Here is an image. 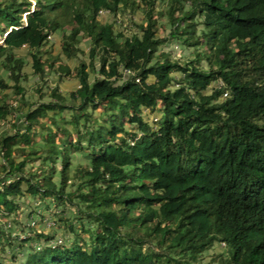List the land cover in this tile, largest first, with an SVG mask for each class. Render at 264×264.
<instances>
[{
  "label": "trees",
  "instance_id": "obj_1",
  "mask_svg": "<svg viewBox=\"0 0 264 264\" xmlns=\"http://www.w3.org/2000/svg\"><path fill=\"white\" fill-rule=\"evenodd\" d=\"M167 3L171 35L206 69L154 57L164 13L156 0H0V70L13 82L0 75V213H17L16 197L55 192L66 196L63 207L77 198L95 223H79L82 233L70 223L71 243H43L23 264H192L215 242L229 252L224 264H264V0ZM119 9L143 12L140 35L98 18ZM56 31L62 54L78 61L74 68L58 55L42 59ZM81 40H88L87 62L78 58ZM19 50L32 58L38 99L49 98L26 109ZM172 69L182 74L175 89ZM51 74L78 86L66 94L50 86ZM96 108L97 117L89 110ZM8 117L16 120L13 132L2 131ZM68 121L83 125L72 142ZM38 136L43 143L35 145ZM73 146L88 163L75 170L78 186L69 192Z\"/></svg>",
  "mask_w": 264,
  "mask_h": 264
},
{
  "label": "rangeland",
  "instance_id": "obj_2",
  "mask_svg": "<svg viewBox=\"0 0 264 264\" xmlns=\"http://www.w3.org/2000/svg\"><path fill=\"white\" fill-rule=\"evenodd\" d=\"M168 0H156V9L164 11L162 15H157V37L163 39L158 46V53L154 54L155 58L160 56L159 61L167 60L171 63H177L178 65H182L184 63H189L190 60L193 61L194 65L201 66V68L206 69V61L201 60L198 62L196 60L197 56L192 54L193 48H188L186 43H183L179 40L178 34L177 36H172L171 31H173L174 27L169 22V17L166 14V11L169 10ZM182 3V9L185 11L188 6L186 3ZM101 22H111L113 26L118 31L124 32L126 34H131L132 32H137L140 35L139 29L136 27L141 24L143 19V12L138 9L134 12L125 9H119L116 15L110 14L107 11H101L98 16ZM26 19L23 17L22 23H25ZM193 22L195 23V34L200 35L203 29V24L198 15H195ZM61 41V33L56 31L52 34L48 42L43 47L45 52L42 53V59L46 57H53L58 55L60 60L63 63H66L70 68H74L78 65L77 59H66L65 56L61 52L60 48ZM79 47L83 50L84 54H78V58L86 59V52L88 49V40H81L79 43ZM21 57L23 58L24 65L21 69V73L25 74L26 78H21L19 84L24 90L23 96H25L26 102L24 103L25 109L29 106V103L36 101L48 100L47 96H44L41 99H38V92L35 91V84H40L38 81V77L33 75L32 70V58L26 50L18 51ZM155 58L150 62L153 63ZM128 73V72H127ZM0 75L4 77L7 82L11 85L13 82L7 77V73L4 70H0ZM173 82L169 85L170 89H175L178 84V79L182 75L179 70L172 69L169 73ZM47 78L48 83L51 87L57 86L59 90L64 93H68L71 90H74L78 86V81L75 79L63 78L61 81L57 82L56 77L51 74ZM150 78V77H149ZM218 83L213 82L206 88L205 93H211V89L213 87H217ZM46 89L45 87L43 88ZM9 94L12 93V89L9 88L6 90ZM225 96V94L223 95ZM94 113V116H98L99 109H89ZM49 113H51L49 111ZM70 112H64V116L68 119ZM17 116H20V113H17ZM141 116L143 119L148 120L153 123L154 114L144 110L141 112ZM56 118H58L56 116ZM8 120L3 123L2 131L5 132H13L15 127L14 123L15 119L7 118ZM21 120H17V122ZM49 123V122H47ZM128 122L125 121L124 124ZM127 129L130 128V125H125ZM67 128L71 131L72 136L70 137V142L74 141L76 131L82 130L83 125L82 121H80V125L77 128H74V125L68 121ZM120 135V133H117ZM59 137V136H58ZM43 143L42 137H36L35 145H40ZM41 162V159L34 160V165H37ZM0 163H2V159L0 158ZM50 164V162L48 161ZM88 163V159L86 158L85 150L77 149L76 146L71 147V156H70V165L67 180V185L65 189L69 192L76 189L78 184H73L74 182V172L75 170L81 166H84ZM60 156L54 163L56 167V171L52 172V181H56L59 177L58 170L61 168ZM4 175V174H3ZM3 175H0V179ZM76 182H79V178L76 179ZM2 183V182H0ZM60 194L53 192V195L48 197L47 195H38V197L25 195L24 197H16L15 201L18 206V212L13 213L9 216L3 217L0 213V238L5 236V239H0V264H23L25 262V258L31 253H34L36 247V251L40 248L41 244H55L57 242H65L71 243L72 241V233L69 230V224L72 223L73 230L78 233H82V229L79 228V223H82L85 228H92V225L95 223L91 222L87 216H84L85 208L78 202V199L72 197L70 202L63 207L61 206V202L63 199L67 200L66 196L63 195L62 199H55V197H59ZM4 231V232H3ZM5 233V235H4ZM39 233H42L41 237H37ZM7 238V239H6ZM29 240H26L28 239ZM51 238V239H49ZM24 239V245L20 246L19 241ZM2 240V241H1ZM13 252H18L16 256L11 255ZM41 250H38L39 252ZM229 258V252L223 243L215 242L210 248L205 249L201 253L198 254L197 258L192 264H224Z\"/></svg>",
  "mask_w": 264,
  "mask_h": 264
},
{
  "label": "built area",
  "instance_id": "obj_3",
  "mask_svg": "<svg viewBox=\"0 0 264 264\" xmlns=\"http://www.w3.org/2000/svg\"><path fill=\"white\" fill-rule=\"evenodd\" d=\"M128 71H126V73H127ZM127 74H129V72L127 73ZM57 243H59V242H57ZM56 244V243H55Z\"/></svg>",
  "mask_w": 264,
  "mask_h": 264
},
{
  "label": "crops",
  "instance_id": "obj_4",
  "mask_svg": "<svg viewBox=\"0 0 264 264\" xmlns=\"http://www.w3.org/2000/svg\"><path fill=\"white\" fill-rule=\"evenodd\" d=\"M12 253H13V251H12ZM12 253H11V255H12Z\"/></svg>",
  "mask_w": 264,
  "mask_h": 264
},
{
  "label": "water",
  "instance_id": "obj_5",
  "mask_svg": "<svg viewBox=\"0 0 264 264\" xmlns=\"http://www.w3.org/2000/svg\"><path fill=\"white\" fill-rule=\"evenodd\" d=\"M2 41V40H1Z\"/></svg>",
  "mask_w": 264,
  "mask_h": 264
}]
</instances>
